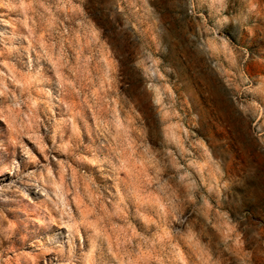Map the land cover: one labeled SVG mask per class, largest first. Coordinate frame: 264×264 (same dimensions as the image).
I'll list each match as a JSON object with an SVG mask.
<instances>
[{
	"label": "rangeland",
	"instance_id": "1",
	"mask_svg": "<svg viewBox=\"0 0 264 264\" xmlns=\"http://www.w3.org/2000/svg\"><path fill=\"white\" fill-rule=\"evenodd\" d=\"M0 264H264V0H0Z\"/></svg>",
	"mask_w": 264,
	"mask_h": 264
}]
</instances>
